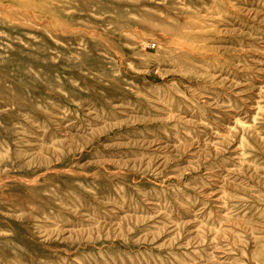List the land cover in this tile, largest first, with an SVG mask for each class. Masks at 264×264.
I'll list each match as a JSON object with an SVG mask.
<instances>
[{
  "label": "rangeland",
  "instance_id": "obj_1",
  "mask_svg": "<svg viewBox=\"0 0 264 264\" xmlns=\"http://www.w3.org/2000/svg\"><path fill=\"white\" fill-rule=\"evenodd\" d=\"M0 264H264V0H0Z\"/></svg>",
  "mask_w": 264,
  "mask_h": 264
}]
</instances>
